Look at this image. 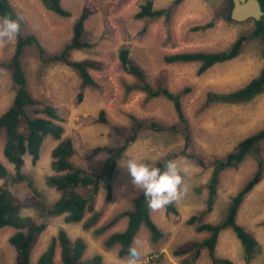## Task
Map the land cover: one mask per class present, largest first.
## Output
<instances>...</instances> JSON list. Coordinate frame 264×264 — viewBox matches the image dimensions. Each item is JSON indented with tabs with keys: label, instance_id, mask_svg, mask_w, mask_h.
Instances as JSON below:
<instances>
[{
	"label": "rangeland",
	"instance_id": "1",
	"mask_svg": "<svg viewBox=\"0 0 264 264\" xmlns=\"http://www.w3.org/2000/svg\"><path fill=\"white\" fill-rule=\"evenodd\" d=\"M152 1L154 9L170 10L176 0ZM9 2L14 11L22 15V34L37 37L45 58L61 53L72 37L73 23L82 9L89 7L92 11L83 39L90 47L73 52L71 58L96 59L103 61L105 67L100 71L91 70L98 85L86 88L82 101L78 100L81 81L73 69L60 62H43L37 45L28 46L23 62L21 59L33 97L59 109L63 118V139H71L76 148L73 162L91 173L101 174L108 155L92 156L93 150L97 147H120L136 132L135 141L118 159L114 176L100 180L98 193L94 194V207L99 218L92 228L86 229L84 221L67 224L63 217H41L35 209L22 210L23 216L47 224L33 251L32 264H37L61 229L66 230L72 240H85V257L99 254L103 257V264H122L126 257L119 256V246L107 248L104 242L112 233L123 230L127 220H119L102 234L98 231L122 212L132 209L134 198L141 192L134 188L130 175L122 167L128 157L154 165L160 160H173L181 169L187 168L186 173L181 171L182 187H186L187 192L175 202L179 215L169 214L165 209L152 212L164 237L153 242L149 231L142 227L135 239L139 241L142 264H181L183 257L174 255L177 246L187 240H203L208 236V233L197 232L196 225L187 221L206 207L207 185L212 173V168L205 169L187 154L214 160L233 151L246 137L264 129V92L247 103L207 104L208 92L236 91L260 74L264 67V42L252 36L256 24L252 20L243 23L229 20L231 0H185L172 7L168 16L142 20L135 15L147 0H62L64 9L71 14L69 17L47 10L40 0ZM2 20L0 16V22ZM208 22H215V27L206 32L190 31L191 27ZM240 36L247 37L241 55L203 74H198L200 63H167L165 60L167 56L183 52L226 51ZM16 42L0 47V63L10 60ZM123 47L130 50V56L144 68L148 81L155 88L163 86L171 92H182L183 110L191 131L188 150H185L187 132L173 103L166 98L149 99L140 90H128L136 80L125 73L119 63L118 55ZM185 89L189 91L184 92ZM14 93L10 71L0 66V115L12 103ZM101 111H105L108 124L99 120ZM59 142L48 137L36 165H33L30 155L25 156L23 172L26 182H13L11 178L7 182L13 195L24 200L33 196V189H36L48 204L59 198L60 193L47 183V178L55 174L51 166L52 151ZM4 144L5 134H1L0 159L13 176V165L3 155ZM259 153H250L238 167L221 172L214 210L204 222L219 223L226 217L232 197L257 171ZM0 184L4 181L0 180ZM82 192L93 194L92 189ZM91 216L92 213H88L86 219ZM238 222L255 234L261 252L247 263L241 242L233 230L227 228L220 235L217 256L229 258L235 264H264V180L245 201ZM14 232L10 227L0 230V264H15L16 252L9 244ZM60 253L58 246V263L61 262ZM195 264H211L207 250H203Z\"/></svg>",
	"mask_w": 264,
	"mask_h": 264
},
{
	"label": "trees",
	"instance_id": "2",
	"mask_svg": "<svg viewBox=\"0 0 264 264\" xmlns=\"http://www.w3.org/2000/svg\"><path fill=\"white\" fill-rule=\"evenodd\" d=\"M185 0H176L172 7L179 5ZM42 5L49 11L62 16L69 17L71 14L65 10L62 0H40ZM264 11V0H259ZM154 2L147 0L135 15L137 19H158L168 16L172 12L167 9H154ZM231 7L233 4L231 3ZM92 11L89 7H84L78 18L75 19L72 27V37L63 46L59 55L45 58V51L40 47L37 37L34 35L24 36L22 32L17 38L15 51L10 60L0 63L2 68L10 71L13 83L14 97L12 103L5 112L0 115V135L5 134V144L3 155L8 163L13 165L15 174L9 173L7 166L0 159V230L10 227L15 230L9 238V244L14 247L16 252L15 264H32V254L36 248L42 234L47 229L46 222H39L31 217L22 215L24 209H35L41 217H63L65 223L76 224L84 221L86 229L92 228L98 221L99 215L94 207V194L98 193L100 180L104 177L111 179L114 176L117 161L123 155L131 142L136 139V132L127 137L124 144L120 147H97L93 150L92 156L102 153L108 155L105 162V169L101 174H94L90 171L77 166L73 162L76 155V148L71 139H63L64 126L63 118L59 109L36 100L30 92L27 74L22 65L25 50L28 46L37 45L43 62H60L73 69L80 81V92L78 100L84 98V90L88 87H97V82L91 74V70H103V61L92 59L73 60L72 53L84 50L90 45L83 41L86 31V22ZM0 16L2 18L10 16L13 19L22 15L14 11L9 0H0ZM229 20L231 18L229 17ZM232 21V20H231ZM21 20V30H22ZM215 22H208L205 25H195L190 28L192 32H206L215 27ZM254 37H259L264 42V17L256 25L253 32ZM247 37L240 36L233 45L226 51L221 52H183L165 58L167 63H200L198 74L207 72L212 67L232 61L241 55ZM119 63L123 71L132 75L136 83L129 85V91L140 90L147 94L149 99L166 98L173 103L179 121L183 124L186 134L185 150L189 149L191 131L188 120L183 110L182 92H171L168 88L158 86L155 88L147 78L144 68L137 63L131 56L130 50L126 47L119 51ZM22 59V62H21ZM185 89L184 92H188ZM264 92V67L260 74L252 79L246 86L228 93L208 92L207 104L213 102L224 104H242L255 99ZM99 120L108 124L105 111H101ZM48 137L60 141L52 151V169L55 174L47 178L48 185L55 187L60 193L59 198L52 204L42 200V195L33 189V196L24 200L19 199L9 190L8 179L13 182H26L23 169L25 166V156L30 155L33 165L40 159L41 148ZM264 145V129L259 130L243 139L233 151L223 156H218L214 160L201 158L193 154L187 156L195 160L205 169L212 168L211 177L207 185L206 207L195 216H192L187 223L196 225L199 233H208L203 240H187L177 246L174 255L183 257L181 264H195L201 257L203 250H207L211 259V264H235L229 258H220L216 254L222 231L230 228L241 242L245 260L249 263L261 252V245L253 232L238 222V216L247 198L264 180V157L262 154ZM253 152H261L257 156V171L245 183L241 190L232 197L226 210V217L219 223L204 222V219L214 210L217 197L218 186L220 183L221 172L233 167H238ZM167 161L160 160L154 166L163 170ZM30 186L31 183H29ZM110 186V185H109ZM92 189L93 194L82 192ZM109 192L111 188L109 187ZM169 214L179 215V209L175 202L165 208ZM92 216L86 219L87 214ZM86 219V220H85ZM126 219V226L123 230L112 233L105 240L107 248L119 246V256H128V249L132 246L142 227H145L153 242H158L164 237V233L156 224L152 217V212L147 207V202L141 191L133 200V208L126 210L116 216L107 226L98 231L104 233L117 224L119 220ZM61 248V262L56 260L57 248ZM87 244L84 239L77 238L72 240L66 230H59L58 234L52 238L47 249L39 257L37 264H103V257L99 254L91 258L85 257Z\"/></svg>",
	"mask_w": 264,
	"mask_h": 264
},
{
	"label": "clouds",
	"instance_id": "3",
	"mask_svg": "<svg viewBox=\"0 0 264 264\" xmlns=\"http://www.w3.org/2000/svg\"><path fill=\"white\" fill-rule=\"evenodd\" d=\"M21 17L13 19L10 16L0 22V47L14 43L21 33ZM131 177V184L136 190L143 192L147 207L151 212L163 211L167 206L179 201L187 192L183 185L181 169L177 161L168 160L163 170L136 157H128L123 166ZM126 190V189H125ZM122 264H142L139 241L134 240L128 249V256Z\"/></svg>",
	"mask_w": 264,
	"mask_h": 264
},
{
	"label": "water",
	"instance_id": "4",
	"mask_svg": "<svg viewBox=\"0 0 264 264\" xmlns=\"http://www.w3.org/2000/svg\"><path fill=\"white\" fill-rule=\"evenodd\" d=\"M263 15L258 0H234V8L231 12V18L234 21L242 22L252 16L257 19Z\"/></svg>",
	"mask_w": 264,
	"mask_h": 264
},
{
	"label": "flooded vegetation",
	"instance_id": "5",
	"mask_svg": "<svg viewBox=\"0 0 264 264\" xmlns=\"http://www.w3.org/2000/svg\"><path fill=\"white\" fill-rule=\"evenodd\" d=\"M259 1V0H258ZM231 3L233 4V7L231 8V12H232V10H233V8H234V0H231ZM230 3V4H231ZM260 3V2H259ZM260 6H261V4H260ZM261 10H262V6H261ZM263 11V10H262ZM263 17H264V11H263V15H261L258 19H257V17L256 16H252V17H250V18H248V19H246V20H244V21H242V22H237V21H234L232 18H231V14H230V18H231V20L232 21H234V22H236V23H243V22H248V21H254V23L256 24V25H258V23L260 22V21H262V19H263Z\"/></svg>",
	"mask_w": 264,
	"mask_h": 264
},
{
	"label": "crops",
	"instance_id": "6",
	"mask_svg": "<svg viewBox=\"0 0 264 264\" xmlns=\"http://www.w3.org/2000/svg\"><path fill=\"white\" fill-rule=\"evenodd\" d=\"M92 60H96V59H92ZM96 61H99V60H96Z\"/></svg>",
	"mask_w": 264,
	"mask_h": 264
}]
</instances>
